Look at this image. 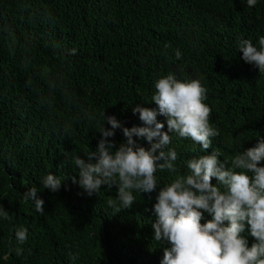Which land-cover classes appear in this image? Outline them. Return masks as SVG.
<instances>
[{
	"label": "trees",
	"instance_id": "16d2710c",
	"mask_svg": "<svg viewBox=\"0 0 264 264\" xmlns=\"http://www.w3.org/2000/svg\"><path fill=\"white\" fill-rule=\"evenodd\" d=\"M261 36L264 0H0V206L9 213L0 216V264H161L168 245L152 229L160 187L186 174L193 157L218 149L231 167L264 138V72L238 51L239 40L259 47ZM169 73L207 89L219 130L212 147L172 133L177 173L157 171L156 191L134 192L127 209L108 206L116 187L88 195L72 183L73 158L96 150L103 112L123 127L144 126L132 109L156 108L154 83ZM108 139L126 142L120 129ZM49 173L62 180L55 193L42 187ZM33 186L43 214L23 199ZM210 219L203 213L201 224ZM21 226L23 244L14 234ZM241 236L254 242L247 226Z\"/></svg>",
	"mask_w": 264,
	"mask_h": 264
},
{
	"label": "clouds",
	"instance_id": "9594fccd",
	"mask_svg": "<svg viewBox=\"0 0 264 264\" xmlns=\"http://www.w3.org/2000/svg\"><path fill=\"white\" fill-rule=\"evenodd\" d=\"M246 3L254 7L257 0ZM258 44L259 47L250 39H241L238 51L245 63L264 72V36L259 37ZM175 55L180 59L182 53L177 49ZM154 89L151 102L156 108L132 109L144 126L123 127L115 116H105L103 112L102 119L110 128L101 125L96 150L86 154L87 160L73 158L79 171L78 180L74 176L72 183H78L88 195L97 193L102 186L116 187V199L108 198L110 207H117L119 202L122 209H127L135 202L134 192L156 191L157 171L177 173L178 154L167 149L172 133L191 139L205 151L212 147V138L219 135L209 122L207 89L199 79L180 81L169 73L155 81ZM158 116L165 118L167 131H163L165 124L158 122ZM116 129L126 138L118 147L108 139L114 137ZM133 137L144 138L150 147L137 145ZM220 155L218 149H213L210 154L187 160L188 172L177 173L175 179L160 187L152 206L156 216L152 229L153 238L168 245L163 248L161 264H264V166H260L264 162V138L237 152L231 167L219 159ZM213 178L216 185L212 184ZM61 181L49 173L42 187L55 193ZM37 193L33 186L22 196L25 202L33 201L35 211L43 214L44 201L37 198ZM205 212L211 219L201 224ZM0 216L9 218L2 206ZM246 226L254 238L251 246L241 236ZM14 234L17 242L23 244L28 232L21 226ZM15 251L19 256L23 249Z\"/></svg>",
	"mask_w": 264,
	"mask_h": 264
}]
</instances>
